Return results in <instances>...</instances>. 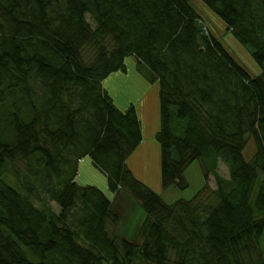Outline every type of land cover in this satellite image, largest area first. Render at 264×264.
Instances as JSON below:
<instances>
[{
    "label": "trees",
    "instance_id": "obj_1",
    "mask_svg": "<svg viewBox=\"0 0 264 264\" xmlns=\"http://www.w3.org/2000/svg\"><path fill=\"white\" fill-rule=\"evenodd\" d=\"M198 1L0 0V264H253L264 235V0ZM203 10L261 73L201 32ZM128 57L159 85L161 188H188L185 172L201 162L191 199L166 202L129 166L141 120L103 87ZM87 158L144 211L134 238L109 229L118 196L79 183Z\"/></svg>",
    "mask_w": 264,
    "mask_h": 264
},
{
    "label": "rangeland",
    "instance_id": "obj_2",
    "mask_svg": "<svg viewBox=\"0 0 264 264\" xmlns=\"http://www.w3.org/2000/svg\"><path fill=\"white\" fill-rule=\"evenodd\" d=\"M196 5H199L200 2L198 0H195ZM204 7V6H203ZM204 14L201 15L204 18L205 26L203 28L211 29L214 33H216L218 36L221 37L228 45L230 50L232 51L233 55L252 73V74H259L263 70L260 68V66L254 61L249 51L242 46L233 36L230 34L226 26L210 11L203 10ZM88 20L95 26L93 20L88 16ZM127 71L126 72H117L112 73L107 79L103 81V87L104 89L109 93L111 96L114 104L120 108L121 110H127L133 103L136 105L145 94L148 93L146 98L144 99L145 104H149V112L151 111L153 114L155 113V109L157 107V104H159V97H157L155 91L156 86L154 87L153 84L148 82L138 71L137 64L135 60L132 57H128L127 60ZM154 92V93H153ZM156 95V96H155ZM148 102H147V101ZM156 104H155V103ZM154 103V104H153ZM140 104H138V107ZM159 108V106H158ZM148 109V108H147ZM154 111V112H153ZM160 114V113H159ZM144 119L143 117H141ZM153 124H154V120ZM156 142L153 138V132L147 131L145 137H144V144L143 148L150 150V155L147 157L149 159V168L152 169V172L155 173L157 171V166L159 167V173H161V161H160V153L158 155V161L156 158V152L153 147V143ZM145 145V146H144ZM136 152L134 155H139L141 152ZM143 151V150H142ZM255 151V143L252 137L249 138V143L247 148L245 149V157L246 159H250ZM146 152V151H145ZM141 157V156H139ZM134 159L136 161L134 162ZM142 159V157H141ZM133 166L137 162V157L133 156L132 158ZM142 162V161H141ZM144 162V161H143ZM143 162L140 164L141 171L144 170L145 166L143 165ZM147 163V162H146ZM218 172L226 177L229 178V169L227 165L223 162H219ZM185 178L189 184L188 188L186 189H180L177 186H170L166 189L157 188V192L161 194L163 199L168 203H173L178 199H191L193 198L196 193L204 186L205 184V178H204V172L201 167V162L199 160L194 161L186 170L185 172ZM79 183L80 184H94L98 187H100L102 190H104L108 195L115 199L118 196V199H116V202L114 203V209L116 210V213L121 215L120 221L112 225L109 223V229L112 231V233L116 236H124L127 238H134L138 230L140 228V225L144 219V211L142 210L141 206L134 201L130 196L125 195L124 193H113L108 189L107 185V178L103 173H101L96 167L93 166L92 161L90 159H85L84 162L80 165V172H79ZM152 184H154V180L151 179ZM209 185L216 189V181L215 177L213 175H210L209 177ZM154 189V188H153ZM155 190V189H154ZM155 190V191H156ZM55 210L59 211V207L53 203ZM259 246L262 248V251H260L258 248L253 250L250 254V260L253 262V264L258 263V259L260 258V255L264 258V235L261 238V241L259 243Z\"/></svg>",
    "mask_w": 264,
    "mask_h": 264
},
{
    "label": "crops",
    "instance_id": "obj_3",
    "mask_svg": "<svg viewBox=\"0 0 264 264\" xmlns=\"http://www.w3.org/2000/svg\"><path fill=\"white\" fill-rule=\"evenodd\" d=\"M119 72H121V71H119ZM119 72H117V74ZM153 85H154V87L156 86L155 90H158V91H155V93H156L157 97H159V85H158V83H155ZM147 95H148V93L145 94L144 97L136 105L134 103L132 105H134L136 107V109H137L139 118L141 120V125H142V129H143L144 137H145L147 131H149V132L152 131L153 132V138L156 141V138H155L156 134H157V132L159 131V129L161 127L160 114H159L160 113V103L157 104V107L155 109V113L154 114L151 111L149 112L150 105L149 104L147 105V104L144 103V99L146 98ZM138 104H140L139 107H138ZM158 106H159V108H158ZM141 117H143L144 119H142ZM152 120H154V124H153ZM143 144H144V142H143ZM143 144L141 145V148H142L143 151L141 150V152L139 153L137 158L140 159V161H142V160L143 161H145V160L149 161L150 158L147 159V157L150 155L151 151L148 150V152H147V150L145 149V151H146L145 152L144 148H143ZM153 147L156 148L155 149V152H156V158L155 159L158 161V155L160 153V149H159V145H158L157 141L153 143ZM149 151H150V153H149ZM139 156H141L142 159ZM129 166L131 167V169L133 170L134 174L139 179H141L142 181H144L147 184H149L152 188H154L155 190L157 188H161L160 173H159L158 165H156L157 166V171L155 173L152 172V169H150L149 167H146V166H145L144 170L141 171L140 167H134L133 166L132 161L129 163ZM149 179H150V181H151V179H153L154 180V182H153L154 184H152V182H149Z\"/></svg>",
    "mask_w": 264,
    "mask_h": 264
},
{
    "label": "water",
    "instance_id": "obj_4",
    "mask_svg": "<svg viewBox=\"0 0 264 264\" xmlns=\"http://www.w3.org/2000/svg\"><path fill=\"white\" fill-rule=\"evenodd\" d=\"M201 32H202L203 34H205L207 31H206L205 28H202V29H201Z\"/></svg>",
    "mask_w": 264,
    "mask_h": 264
}]
</instances>
